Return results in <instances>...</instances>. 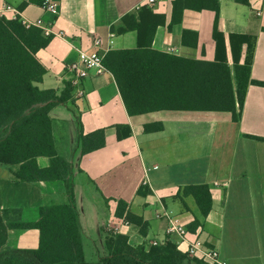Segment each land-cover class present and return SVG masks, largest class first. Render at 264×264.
I'll return each mask as SVG.
<instances>
[{"label": "crops", "instance_id": "crops-1", "mask_svg": "<svg viewBox=\"0 0 264 264\" xmlns=\"http://www.w3.org/2000/svg\"><path fill=\"white\" fill-rule=\"evenodd\" d=\"M38 1L41 4L0 0V18H20L23 25L41 21L49 29V43L35 54L45 69L41 82L34 84L40 91L64 92L71 79L68 66L78 61V50L90 51L94 37L101 39L103 58L109 51L136 50L138 32L118 29L125 16L138 22L147 11L162 18L149 46L158 54L156 61L162 56L215 60V14L211 10L184 9L174 17V0L140 12H135V7L144 0H49L57 6V13L51 14L42 8L44 0ZM217 2V30L226 38L232 75L227 36L255 38L238 122H233L230 112L155 105L162 103L163 97L146 101L156 110L130 115L112 74L105 69L101 75L85 79L82 99L71 93L64 104L50 110L56 153L73 168V195L85 262L94 264L105 255L106 233L114 232L126 235L131 246L148 249L154 243L170 242L184 254L189 242L197 239L203 250L192 259L205 264L208 261L202 254L211 250L217 251L219 264H264V140H259L264 139V87L251 83H264V0H249V6L235 0ZM59 32L63 38L55 36ZM244 57L245 48L240 63ZM174 72L175 66L167 69L168 76ZM184 74V95L169 89V100H192V84H187L192 71L185 69ZM155 124H161L162 129L144 132V126ZM117 127H122V135L129 129V136L118 140ZM98 130H103L104 146L79 155V136ZM36 162L40 168L50 164L46 157ZM17 170V166L0 165V210H20L22 222L34 223L41 207L68 204L63 182H20L14 176ZM199 185L207 186L211 197L206 217L194 198L183 194L185 187ZM119 201L126 204L127 212L147 223L145 236L124 218L115 217ZM169 220L183 229V238L167 233ZM194 221L198 226L191 231ZM38 242L37 230L10 231L7 246L32 250Z\"/></svg>", "mask_w": 264, "mask_h": 264}, {"label": "trees", "instance_id": "trees-1", "mask_svg": "<svg viewBox=\"0 0 264 264\" xmlns=\"http://www.w3.org/2000/svg\"><path fill=\"white\" fill-rule=\"evenodd\" d=\"M31 1L41 4L38 0ZM235 2L249 6V0ZM184 9H207L214 12L213 62L166 56L156 61L158 54L151 51L149 46L162 18L147 11L138 22L133 16H125L121 20L122 27L118 29V32L136 30L138 48L107 52L103 58V67L112 74L130 115L156 110L146 101L163 97L162 103L155 105L164 108L170 105L178 110L230 112L233 122H238L249 83L255 38L236 34L227 36L233 64L232 75L227 65L226 38L217 30V0H174V17L180 16ZM49 40L41 30L25 27L19 19L0 18V165L17 166L14 176L20 182H63L69 202L66 205L41 207L39 218L34 223L22 222L20 210H0V264H90L85 262L83 256L81 227L73 195V168L56 153L49 118L50 110L64 104L73 89L68 83L64 92L58 94L53 90L40 91L34 85L41 82L45 74L35 54L45 48ZM243 48L245 57L240 63ZM172 66H175L174 75L168 76L167 69L171 70ZM185 69L192 71V80L188 77L187 81L188 87L192 84V100H169V89L178 95L182 91L184 95ZM251 83L264 87V83ZM121 129L117 127L118 140L130 134L129 129H126L122 135ZM161 129V124L143 128L146 133ZM104 144L103 130H98L85 136L80 135L77 149L79 155H84L102 148ZM39 157L49 159L47 168L38 167L36 159ZM183 194L194 198L203 217L209 214L211 197L207 186L185 187ZM115 217L124 218L127 223L138 227L140 235H146L147 223L127 212L124 202L117 203ZM197 226L198 223L194 221L189 230ZM32 229L39 233L36 249L21 250L7 246L10 231ZM104 245L105 255L100 256L94 264H205L189 258L170 242L146 249L142 245L131 246L124 234L108 232Z\"/></svg>", "mask_w": 264, "mask_h": 264}, {"label": "built area", "instance_id": "built-area-1", "mask_svg": "<svg viewBox=\"0 0 264 264\" xmlns=\"http://www.w3.org/2000/svg\"><path fill=\"white\" fill-rule=\"evenodd\" d=\"M164 1L166 0H144L141 4L135 7V12H140L142 9L153 8L157 4ZM42 8L51 14L57 13V6L49 0H44L42 2ZM17 19L20 20V18ZM24 26L35 27L41 30L45 37L51 36L49 29L47 27H44L41 21H36L35 23H28L26 25L24 23ZM55 36L60 38L64 37L63 33L61 32L55 34ZM101 45V39L94 37L90 51L78 50V61L68 66V71L71 74L69 84L73 89L74 98L77 100L82 99L85 95V91L82 86L85 79H87L90 75L99 76L104 72L103 55H101L100 52ZM167 233L178 234L181 238H183L185 234L183 229L175 221L172 220H169ZM153 245H156V243H154ZM202 248V243L196 239L192 242H189L185 254L192 259L197 254V252L203 250ZM217 257V251L215 250L204 251L202 254V258L207 260L210 264H219L217 261Z\"/></svg>", "mask_w": 264, "mask_h": 264}]
</instances>
